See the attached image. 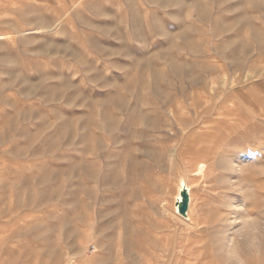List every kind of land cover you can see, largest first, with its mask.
I'll list each match as a JSON object with an SVG mask.
<instances>
[{"label": "rangeland", "instance_id": "obj_1", "mask_svg": "<svg viewBox=\"0 0 264 264\" xmlns=\"http://www.w3.org/2000/svg\"><path fill=\"white\" fill-rule=\"evenodd\" d=\"M260 90L264 0H0V264H221L264 222Z\"/></svg>", "mask_w": 264, "mask_h": 264}, {"label": "clouds", "instance_id": "obj_2", "mask_svg": "<svg viewBox=\"0 0 264 264\" xmlns=\"http://www.w3.org/2000/svg\"><path fill=\"white\" fill-rule=\"evenodd\" d=\"M240 227L235 230L234 235L221 241L217 254L221 258V264H243L241 252L256 251L264 236V222L255 219L241 220Z\"/></svg>", "mask_w": 264, "mask_h": 264}, {"label": "bare ground", "instance_id": "obj_3", "mask_svg": "<svg viewBox=\"0 0 264 264\" xmlns=\"http://www.w3.org/2000/svg\"><path fill=\"white\" fill-rule=\"evenodd\" d=\"M1 36H2V35H1ZM256 74H257V73H256ZM253 87H254V86H253ZM255 88H257V87H255ZM253 89H254V88H253ZM257 89H258V88H257ZM260 91H262V90H260ZM255 92H256V90H255ZM263 93H264V91H262V94H263ZM260 94H261V93H260ZM262 94H261V95H262ZM254 95H255V94H254ZM258 95H259V94H258ZM261 95H260V96H261ZM257 97H258V96H257ZM262 98H264V97H262ZM251 99H252V98H251ZM253 99H255V98H253ZM257 99H258V98H257ZM261 100H262V99H261ZM262 101H264V100H262ZM255 102H256V101H255ZM255 102H252V104H253L252 106L255 105V104H254ZM249 103H250V105H251V102H249ZM263 103H264V102H263ZM252 106H251V109H253ZM256 108H257V107H256ZM257 110H259V109H257ZM257 110H256V111L254 110V111L257 112ZM261 110H262V109H261ZM260 115H261V114H260ZM261 116H262V115H261ZM261 118H263V117H261ZM248 125H249V124H248ZM111 127H112V126H111ZM251 128H252V124H251ZM253 130H254V129H253ZM252 132H253V131H252ZM256 138L259 140V141L257 140L258 142L255 141ZM249 139H251L250 141H252V146H253L254 148H256L259 144L264 143V135H261V134H260L259 137H257L256 135H252V138H249ZM200 152H201V150H200ZM212 154H213V152H211V151H209V150H208V151H204V152L201 153L200 156L198 155V156H199V160H200V159H203V160H205V161H207V160H208V161H211V159H213V158H212ZM181 155H182V153H181ZM213 155H214V154H213ZM191 157H192V156H191ZM231 157H232V156H231ZM196 158H197V157H196ZM169 159H170V158H169ZM194 159H195V158H194ZM215 159H216V158H215ZM230 160H231V159H230ZM187 161H188V160H187ZM191 161L193 162V160H190V162H191ZM195 161H197V164H199V166L202 164V163H200V161L198 162V160H196V159H195ZM201 161H202V160H201ZM212 161H213V160H212ZM212 161H211V162H212ZM202 162H203V161H202ZM188 163H189V162H188ZM193 163H194V162H193ZM203 163H204V162H203ZM191 164H192V163H191ZM194 164H195V163H194ZM194 164H193V165H194ZM203 165H204V164H203ZM185 166H186V165H185ZM190 166H192V165H190ZM208 166H209V165H208ZM232 166H233V165H232ZM195 167H196V166H195ZM201 167H202V166H201ZM197 168H198V167H196V170H197ZM189 169H190V168H189ZM193 169H195V168L193 167ZM200 169H202V168H200ZM235 169H236V168H235ZM198 170H199V169H198ZM205 171H206V170H205ZM185 172H186V171H185ZM194 172H195V171L193 170V173H194ZM210 172L212 173V171H210ZM214 172H215V171H214ZM263 172H264V171H263ZM186 173H187V172H186ZM196 175H197V174H196ZM200 175H201V174H200ZM217 175H218V173H217ZM185 176H186V175H185ZM186 177H187V176H186ZM193 177H194V174H193ZM193 177H191V179H192ZM220 178H221V177H220ZM198 179H199V178H198ZM198 179H197V180H198ZM200 179H201V178H200ZM246 179H247V181H248V184H249L251 181H253L251 178H246ZM176 180H177V178H176ZM193 180H194V179H193ZM193 180H190V181H193ZM197 180H194V181H197ZM186 181H187V179H186ZM194 181H193V184H195ZM198 182H199V181H198ZM213 182H214V181H213ZM176 183H178V182L176 181ZM187 183H188V181H187ZM191 183H192V182H191ZM196 183H197V182H196ZM252 184H253V183H251V185H252ZM246 185H247V184H246ZM173 186H175V187H173ZM173 186H172V189H173V188H177L175 184H174ZM189 186H190V185H189ZM169 187H170V185H169ZM169 187H168V188H169ZM187 187H188V186H187ZM190 189H191V188H190ZM180 190H181V189H180ZM173 191L177 192V191L174 190V189H173ZM173 191H172V192H173ZM187 192H188V191H187ZM193 192H194V191H193ZM165 193H166V192H165ZM241 193H243L244 195H245V193H247V192H245V190H244L243 187L241 188ZM167 194H168V193H167ZM174 194H175V193H174ZM171 195H172V194H171ZM171 195H170V196H171ZM188 195H189V194H188ZM203 195H204V194H202V196H203ZM202 196H201V197H202ZM205 196H206V195H205ZM242 196H243V195H242ZM245 196H247V195H245ZM190 197H191V196H190ZM198 197H199V196H198ZM203 197H204V196H203ZM203 197H202V198H203ZM168 198H169V197H168ZM195 198H196V197H195ZM198 199H199V198H198ZM168 200H169V199H168ZM170 200H171V199H170ZM190 200H191V198H190ZM169 202H170V201H169ZM193 202H194V201H193ZM166 203H167V202H165V204H166ZM165 204H163V205H165ZM167 204H168V203H167ZM194 204H195V203H194ZM188 206H189V205H188ZM188 206H187L188 210H186V211H187V212H186V217H187V215L189 214V207H188ZM231 206H232V205H231ZM170 207H171V206H170ZM194 209H195V208H194ZM200 210H202V209H200ZM190 211H192V210H190ZM196 212H197V211H196ZM208 212H209V210H208ZM195 214H196V213H195ZM233 216H234V215H233ZM190 217H191V216H190ZM220 217H221V216H220ZM209 220H210V219H209ZM215 220H216V219H215ZM169 221H170V220H169ZM230 221H231V219H230ZM230 221H229V222H230ZM191 224H192V223H191ZM201 224H203V223H201ZM213 224H214V223H213ZM187 225H188V224H187ZM196 225H197V224H196ZM188 228H189V227H188ZM199 228H200V227H199ZM190 229H191V228H190ZM216 229H217V228H216ZM202 230H203V229H202ZM200 232H201V231H200ZM196 233H197V232H196ZM189 235H190V234H189ZM180 236H181V235H180ZM169 242H170V240H169ZM186 242H187V241H186ZM188 243H189V242H188ZM170 244H171V243H170ZM164 246H166V244H165ZM169 246H170V245H169ZM184 248H185V246H184ZM172 250H173V249H172ZM182 250H183V249H182Z\"/></svg>", "mask_w": 264, "mask_h": 264}, {"label": "water", "instance_id": "obj_4", "mask_svg": "<svg viewBox=\"0 0 264 264\" xmlns=\"http://www.w3.org/2000/svg\"><path fill=\"white\" fill-rule=\"evenodd\" d=\"M181 199L178 203V212L181 215H185L188 206V194L185 190L180 192Z\"/></svg>", "mask_w": 264, "mask_h": 264}]
</instances>
